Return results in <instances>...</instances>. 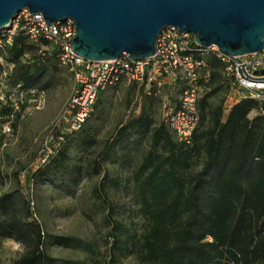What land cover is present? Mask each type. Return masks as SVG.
Returning a JSON list of instances; mask_svg holds the SVG:
<instances>
[{
    "label": "trees",
    "instance_id": "1",
    "mask_svg": "<svg viewBox=\"0 0 264 264\" xmlns=\"http://www.w3.org/2000/svg\"><path fill=\"white\" fill-rule=\"evenodd\" d=\"M39 44L20 33L6 48L4 59L12 64L10 87L19 84L24 90H46L49 67L58 62L52 52L39 54ZM207 63L210 80L221 81L220 62L209 56ZM221 88V83L209 86L200 98L191 145L177 142L163 119L153 126L143 108L118 126V138L133 134L149 138L132 173L134 200L146 226L137 235H120L122 225L109 206L106 220L111 240L106 264H117V252L133 253L135 261L127 264H264V115L256 113L264 104L244 96L227 111L222 102L211 107L210 97ZM168 95L172 103H178V97L172 98L170 91ZM8 112L0 106V113ZM18 121L15 118L13 128ZM85 123L79 131H86ZM75 133L64 137L30 180L37 176L41 182L52 181L49 169L53 174L66 171L69 156L63 146ZM195 158L201 163L192 170ZM100 168L94 160L88 174H97ZM0 238L13 239L24 247L11 264H54L56 258L47 251L53 245L93 251L81 238L46 233L34 216L31 200L19 188L0 193Z\"/></svg>",
    "mask_w": 264,
    "mask_h": 264
},
{
    "label": "rangeland",
    "instance_id": "2",
    "mask_svg": "<svg viewBox=\"0 0 264 264\" xmlns=\"http://www.w3.org/2000/svg\"><path fill=\"white\" fill-rule=\"evenodd\" d=\"M48 72L44 108H28L0 149V193L19 188L32 200L34 216L46 233L70 235L90 243L92 252L50 246L47 251L56 258L54 264H106L111 240L106 220L109 206L113 209V218L122 225L120 235H137L146 226L145 217L138 213L134 200L132 173L148 148L149 138L138 134L118 138L116 130L139 108L149 114L153 126H158L162 123L160 100L145 96L136 84L119 83L100 91L96 107L85 123L86 131L65 139L63 148L69 156L66 171L53 174L49 169L52 181L41 182L37 176L30 180L31 169L49 149V135L61 123L63 109L75 84L73 76L55 62ZM4 79L0 81L3 83ZM221 83L222 88L210 97L209 103L214 107L222 102L226 110L237 100V90L225 89L226 84ZM217 84L216 79L210 80L206 92L209 86ZM178 91L171 90V97H177ZM94 160L100 163L99 173L88 174ZM200 163V158L193 159L192 170L198 169ZM104 173L107 177L102 179ZM23 251L24 247L15 240L0 238V264H11ZM116 258L117 264L135 261L133 253L127 252H117Z\"/></svg>",
    "mask_w": 264,
    "mask_h": 264
},
{
    "label": "built area",
    "instance_id": "3",
    "mask_svg": "<svg viewBox=\"0 0 264 264\" xmlns=\"http://www.w3.org/2000/svg\"><path fill=\"white\" fill-rule=\"evenodd\" d=\"M74 31L71 18L48 26L41 13H29L26 8L5 27H0V79L5 78L3 83L0 81V101L9 109L7 114L0 113V149L6 144V136L14 131L15 118L20 120L28 108L39 110L46 103V90H24L19 84L13 87L8 84L12 64L5 61L4 55L18 34L34 44L46 41L44 45L39 44L38 53H54L59 67L69 72L75 82L63 109L62 121L52 129L51 137L49 135V149L32 171L46 163L66 135L81 129L95 109L99 92L119 83L136 84L146 95L159 98L162 119L175 140L191 145L193 131L199 122L198 102L210 78L209 56L220 62L221 82L237 90L238 100L247 96L264 104V48L258 53L231 57L215 45L199 46L190 33L167 26L158 34L155 53L148 58L133 60L121 54L116 59L89 61L70 49ZM202 68L206 70L204 73ZM166 82L171 89L178 84L181 86L177 104L170 101L168 92L171 90L164 88ZM256 113L264 115V105H260Z\"/></svg>",
    "mask_w": 264,
    "mask_h": 264
},
{
    "label": "water",
    "instance_id": "4",
    "mask_svg": "<svg viewBox=\"0 0 264 264\" xmlns=\"http://www.w3.org/2000/svg\"><path fill=\"white\" fill-rule=\"evenodd\" d=\"M23 8L48 26L71 18L70 49L89 61L148 58L167 26L231 57L264 48V0H0V27Z\"/></svg>",
    "mask_w": 264,
    "mask_h": 264
},
{
    "label": "crops",
    "instance_id": "5",
    "mask_svg": "<svg viewBox=\"0 0 264 264\" xmlns=\"http://www.w3.org/2000/svg\"><path fill=\"white\" fill-rule=\"evenodd\" d=\"M207 62H208V58H207ZM206 70H205V68H202V73H204ZM209 72H210V68H209ZM209 81H210V78H209ZM218 81V84L219 83H221V81H220V79L219 80H217ZM209 83V82H208ZM222 84V83H221ZM131 85H135V84H131ZM166 86H168L169 88H170V86H169V84H168V82H166V84H165V86H164V88L166 87ZM175 87V88H174ZM181 88V87H180ZM180 88H179V85H175V86H173L172 87V89L170 88V90H173V89H175V90H179L178 92V96L177 97H179V95H180V92H181V90H180ZM238 93V92H237ZM99 95V94H98ZM238 95V94H237ZM178 99V98H177ZM237 100H238V96H237ZM237 100H235L233 103H235ZM177 101V100H176ZM232 103V104H233ZM232 104H230V105H228V107H227V109L225 110V111H227L228 110V108L232 105ZM254 114V112H251L250 113V116H252Z\"/></svg>",
    "mask_w": 264,
    "mask_h": 264
}]
</instances>
